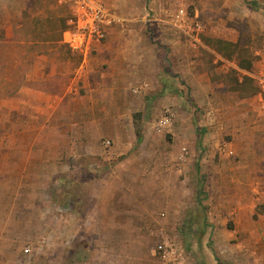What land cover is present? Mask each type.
<instances>
[{
  "label": "rangeland",
  "instance_id": "obj_1",
  "mask_svg": "<svg viewBox=\"0 0 264 264\" xmlns=\"http://www.w3.org/2000/svg\"><path fill=\"white\" fill-rule=\"evenodd\" d=\"M104 1L117 8L124 23H145L146 31L148 19L156 18L193 51L201 50V36L232 35L262 62L264 0ZM73 7L74 0H0V244L5 243L0 259L5 264H159L156 250L166 236L186 248L190 264H264V185L257 187L256 200L243 201L238 186L213 182L227 173L218 166L250 156L236 153L251 135L238 115L253 97L248 92L260 91L257 81L219 87L223 99L242 96L230 105L199 104L185 86L180 95L171 90L167 102L137 101L135 94L144 92L135 93L133 86L119 91L116 103L107 101L112 100L108 89L91 90L86 83L90 57L63 41ZM167 113L170 124L159 129ZM234 118L241 124L236 123L237 132L231 131ZM261 134L253 135L259 146ZM126 160L161 172L167 189L178 178L186 196L167 219L162 213L168 200L146 202L142 227L117 234L109 205L122 210L126 204L124 186L112 178L121 177L117 165ZM129 204L138 208L134 198ZM135 217L119 218L134 228L140 220ZM213 217V228L203 231V221ZM223 225L227 229H218ZM132 236L143 245L120 248Z\"/></svg>",
  "mask_w": 264,
  "mask_h": 264
},
{
  "label": "crops",
  "instance_id": "obj_2",
  "mask_svg": "<svg viewBox=\"0 0 264 264\" xmlns=\"http://www.w3.org/2000/svg\"><path fill=\"white\" fill-rule=\"evenodd\" d=\"M102 1L108 8L117 12L118 16L120 15V22L105 26V37L99 42H94L86 51L79 52L82 53L84 58L90 57L86 64V74L89 76L86 83L91 86V90L108 89L112 100L107 97L110 99L107 101L116 103L113 98L117 97L119 91H126L129 86L134 87L142 82H147V89L142 94H135V100L140 101L143 98H148L153 102L163 98V101L167 102L169 99L165 98H170L169 92L171 90L179 89L180 92H177V94L180 95L182 87L185 86L191 88L195 101L199 104L212 101V103L217 102V105L221 106L230 105L237 103L239 99L236 98H242V96L235 95L233 98H230L229 95L225 96L224 99L230 98H227L229 101L226 103L217 90L219 87L222 86L225 90L230 89L232 85H236V88H243L250 84L252 79L257 81L260 91L248 92L253 97L248 99V103H242L245 105L242 114L238 115L235 112L231 114H237L238 117L243 115L244 129H246L247 134L248 132L251 134L247 147L236 148V153L250 154V156L243 157L245 161L239 159L238 161L232 160L223 163L218 168L225 167L227 173L219 174L217 178H213L214 183L238 186L236 192L239 194L238 198L245 196L242 199L243 201L256 200L257 196L261 195L257 187L264 185V88L258 81V77L264 76V56L261 57L262 62H258V57H256L258 52L247 48L239 39H234L232 35H228V37L218 36L213 40H207L201 36V50L193 51L186 41L181 40L179 34L176 35L175 32H171L169 26H161L156 18L148 19L149 29L146 31L145 23L137 25L124 23L125 18L117 8L110 7L108 3ZM71 17L76 18L75 7L72 9ZM133 20L136 19L133 18ZM156 37L161 39L160 41L164 43V47L159 46ZM63 41L65 42L64 34ZM164 48H167V50ZM93 51H96V54ZM105 61L107 65L102 64ZM81 67L78 68L77 73L81 71ZM90 77L93 78V81ZM160 92H166V97L161 95ZM100 102L105 103L104 100ZM217 113H219L218 110ZM225 119V117L220 118L218 116L216 120L225 121ZM227 119H230V113H228ZM239 122L238 119L234 118L233 123L230 124L233 127H231V131L237 132L241 129L240 126L236 125V123L241 125ZM258 131H262L261 141H263V146L255 143L256 139L253 135ZM147 135L149 137V134ZM145 165V162L142 163L138 160H126L117 165L116 170H120L118 173L121 177L117 176L112 179L124 186L121 195L126 204V207L122 209L123 211L118 205L112 208L109 205L110 209H115V212H113L115 223L112 224L115 225L114 231L117 234L133 233L141 228V220L144 218L143 209L147 204L151 205L153 200H168V211L165 210L166 212L162 213V217L166 216L167 219V216H170V209L174 208V204L176 202L177 204L180 203L186 196V190L181 189L183 184L185 185L184 182L182 184L177 178L172 181L171 185L169 183L167 189V180H165L164 175L159 171L153 174ZM160 168L159 166L157 169ZM166 168L170 173L173 168L172 163L167 164ZM124 173L125 176H123ZM135 181L137 185L139 184V188L135 185L132 187ZM241 186L244 187L241 189ZM109 192L110 190H107L105 195ZM133 198L136 202L135 205L138 207L136 210L135 206L129 204V200L133 201ZM109 199H112L111 193ZM235 211L236 207H233L232 212ZM126 215H128V218L136 216V219L137 217L140 219L134 228H132L133 222V224L128 225L127 222L124 223L121 220ZM252 215L249 213L248 218ZM238 216V213L234 216L235 222ZM213 219L216 218L213 217L203 221V231L208 232L213 228ZM223 222L224 220H220V223ZM238 225L240 226L239 222ZM219 228L224 229L226 226H218ZM235 230L238 231L236 228ZM231 231L233 232V230ZM1 243L0 248H5V243ZM142 245L141 241L134 240L132 236L128 242H123L120 248H136ZM157 260L160 264L159 258ZM0 264H5V260L0 259Z\"/></svg>",
  "mask_w": 264,
  "mask_h": 264
},
{
  "label": "built area",
  "instance_id": "obj_3",
  "mask_svg": "<svg viewBox=\"0 0 264 264\" xmlns=\"http://www.w3.org/2000/svg\"><path fill=\"white\" fill-rule=\"evenodd\" d=\"M74 2L76 18H70V26L64 33V39L71 49L83 52L94 42L101 41L105 37V26L117 23L119 17L102 0H74ZM180 12L183 13V10L181 9ZM197 26L200 27V24ZM258 81L264 88V76L258 77ZM147 87L148 83L142 82L135 85L133 90L135 93H142ZM170 121L171 115L167 113L160 119L159 129L167 127ZM185 249L181 243L164 236L156 250L160 264H190ZM29 250L30 247L26 246L25 251Z\"/></svg>",
  "mask_w": 264,
  "mask_h": 264
},
{
  "label": "trees",
  "instance_id": "obj_4",
  "mask_svg": "<svg viewBox=\"0 0 264 264\" xmlns=\"http://www.w3.org/2000/svg\"><path fill=\"white\" fill-rule=\"evenodd\" d=\"M67 26H68V25H66V27H67ZM66 27L64 26L63 29H65ZM63 29H62V30H63ZM136 115L139 117V114H136ZM136 130H137V132L139 131V130H138V126H137Z\"/></svg>",
  "mask_w": 264,
  "mask_h": 264
}]
</instances>
